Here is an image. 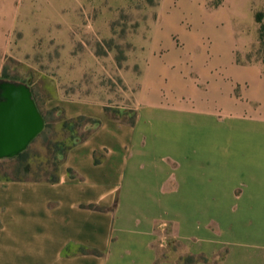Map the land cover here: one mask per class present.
<instances>
[{
	"label": "crops",
	"instance_id": "obj_1",
	"mask_svg": "<svg viewBox=\"0 0 264 264\" xmlns=\"http://www.w3.org/2000/svg\"><path fill=\"white\" fill-rule=\"evenodd\" d=\"M209 1H178L181 17L160 4L137 72L122 75L133 126L77 84L79 31L50 35L75 62L46 67L45 101L101 124L66 153L57 182L0 180V264H177L158 261L164 225L180 255L264 264V72L238 64L233 46L252 0Z\"/></svg>",
	"mask_w": 264,
	"mask_h": 264
},
{
	"label": "rangeland",
	"instance_id": "obj_2",
	"mask_svg": "<svg viewBox=\"0 0 264 264\" xmlns=\"http://www.w3.org/2000/svg\"><path fill=\"white\" fill-rule=\"evenodd\" d=\"M178 1L171 0V13L181 17L186 13ZM198 2L188 0V3ZM162 3L163 0H0V65H4L8 78L25 81L32 87L47 125L20 158L0 160L1 180L52 179L61 162V151L88 132V126L78 123L73 134L64 129L62 109L45 101L52 99L54 90L50 80L40 77L52 73L46 67L62 64L63 60L66 64L75 62L67 56L63 59L62 47L51 40L50 35L56 28L75 34L79 31L80 40L71 51L79 54V64H86L87 70L77 84L82 85L91 98H105L104 108L124 124L133 118L136 120V114L125 108L127 104L122 100L125 89L122 75L131 68L137 72V67L132 65L141 61L139 47L158 18ZM221 3L222 0H210L208 6L216 7ZM250 10L251 16L247 14L240 22V32L234 39L233 46L238 51L235 60L241 65L256 63L264 72V49H260L258 42V29L264 27V0H252ZM75 41H78L76 37ZM102 91L108 93L109 100L103 97ZM162 229L158 261L218 264L224 257L223 252L211 258L180 255L178 245L171 238V227L164 225Z\"/></svg>",
	"mask_w": 264,
	"mask_h": 264
},
{
	"label": "water",
	"instance_id": "obj_3",
	"mask_svg": "<svg viewBox=\"0 0 264 264\" xmlns=\"http://www.w3.org/2000/svg\"><path fill=\"white\" fill-rule=\"evenodd\" d=\"M44 126L30 87L0 80V160L13 159L23 153Z\"/></svg>",
	"mask_w": 264,
	"mask_h": 264
},
{
	"label": "trees",
	"instance_id": "obj_4",
	"mask_svg": "<svg viewBox=\"0 0 264 264\" xmlns=\"http://www.w3.org/2000/svg\"><path fill=\"white\" fill-rule=\"evenodd\" d=\"M258 17H256V22H259L257 20ZM258 42H259V45H260V49H264V27L261 26L259 29H258ZM238 64H240L238 61H236ZM4 71V70H3ZM0 80H7V81H13V82H20V83H24L23 81H18L16 79H13V78H8L6 75H5V71L2 72V76L0 77ZM28 87H30L29 84H26ZM31 89V87H30ZM31 92H32V97L34 99V101L36 100L35 99V96H34V93H33V90L31 89ZM35 104L37 106V102L35 101ZM38 108V107H37ZM39 110V108H38ZM40 111V110H39ZM41 113V112H40ZM104 113H105V116L107 119L109 120H113V121H119L118 118H115V116H111L110 115V110L106 107L104 108ZM42 115V114H41ZM43 116V115H42ZM44 118V116H43ZM44 122H45V126H44V130L45 128H47V125H46V121H45V118H44ZM75 123H78L79 125L80 124H84L85 126H88L87 130V134L82 137V138H78L76 141L72 142V144L69 146V147H66L64 148V150L61 151L60 153V156H61V162L60 164L58 165L57 167V170H56V176H54L52 179L50 180H47V182H50V183H55L57 182L58 178H57V173H58V169L62 163V160L64 159L66 153L70 150V148H72L74 145L84 141L96 128H98L101 124V122L97 119H92V118H88V117H84V116H79V117H76V118H73V119H66L64 118V121H63V128L64 129H67L68 131H70V133L73 134L74 132V129L77 125H75ZM124 124L126 125H129V126H133L134 123H135V118H133L132 120L128 121V122H123ZM43 132V131H42ZM23 153H21L19 156L15 157V158H20L22 156ZM14 159V158H13ZM97 162V161H95ZM68 174L70 177H73V174L70 170H68ZM1 180V179H0ZM25 179H15V180H9V181H23ZM4 181H7V180H4ZM90 209L93 208V207H89ZM72 251V250H71ZM69 249H66L65 250V253H70L71 252ZM76 254H80V255H92V256H100V253L96 250H93V249H88V248H84V247H79V248H76V251H75ZM191 258V261L193 262L194 260H192L193 258Z\"/></svg>",
	"mask_w": 264,
	"mask_h": 264
}]
</instances>
